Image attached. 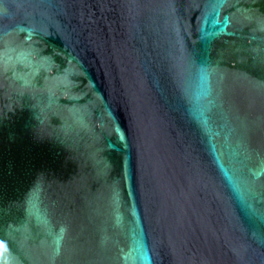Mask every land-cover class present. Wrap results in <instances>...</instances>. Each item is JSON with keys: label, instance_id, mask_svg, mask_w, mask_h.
Returning a JSON list of instances; mask_svg holds the SVG:
<instances>
[{"label": "water", "instance_id": "obj_1", "mask_svg": "<svg viewBox=\"0 0 264 264\" xmlns=\"http://www.w3.org/2000/svg\"><path fill=\"white\" fill-rule=\"evenodd\" d=\"M0 264H264V0H0Z\"/></svg>", "mask_w": 264, "mask_h": 264}]
</instances>
